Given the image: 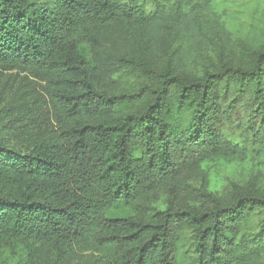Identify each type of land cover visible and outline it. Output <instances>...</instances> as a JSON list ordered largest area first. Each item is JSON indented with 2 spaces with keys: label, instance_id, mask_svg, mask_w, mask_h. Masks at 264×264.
Returning <instances> with one entry per match:
<instances>
[{
  "label": "trees",
  "instance_id": "obj_1",
  "mask_svg": "<svg viewBox=\"0 0 264 264\" xmlns=\"http://www.w3.org/2000/svg\"><path fill=\"white\" fill-rule=\"evenodd\" d=\"M151 1L0 0V69L48 100L43 125L0 107V242L31 248L15 264H263L264 191L220 195L206 166L240 150L225 124L263 135L264 49L232 54L219 0ZM199 45L218 58L195 70Z\"/></svg>",
  "mask_w": 264,
  "mask_h": 264
},
{
  "label": "rangeland",
  "instance_id": "obj_2",
  "mask_svg": "<svg viewBox=\"0 0 264 264\" xmlns=\"http://www.w3.org/2000/svg\"><path fill=\"white\" fill-rule=\"evenodd\" d=\"M125 2L129 0H124ZM144 5L147 13L153 14L156 5L151 0H137ZM220 23L230 39V51L242 57L250 52L264 49V0H219ZM220 37L223 39L224 34ZM220 42V41H218ZM183 42L182 44H184ZM180 44H161L160 51L165 56L164 48L171 52ZM217 48L221 44L218 43ZM196 62H190L192 69L200 70L203 65H210L217 60L216 47L199 45L192 50ZM232 54L228 51L225 57ZM165 59V57H163ZM125 83H135L128 74H120ZM45 86L36 74L21 69H0V107L11 104L16 111H24L32 117L38 116L37 123H47L48 102ZM223 131L226 137L239 146L237 155L209 163L206 168L210 177L212 190L222 195L229 190L264 191V130L263 135L247 131L246 124L235 120L225 124ZM258 214L246 222L244 235L249 236L257 231L262 220ZM193 238L190 232L185 233V243L191 249ZM30 245V244H29ZM28 244L19 242H0V264H15L19 258L31 251ZM191 254V253H190ZM38 258L39 253L31 255ZM27 259L25 264H28ZM30 264H32L30 262ZM264 264V259H263Z\"/></svg>",
  "mask_w": 264,
  "mask_h": 264
}]
</instances>
